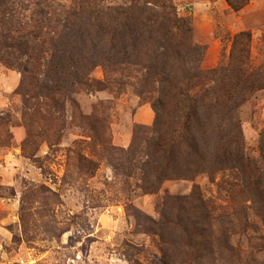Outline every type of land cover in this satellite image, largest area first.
<instances>
[{
  "label": "trees",
  "instance_id": "trees-1",
  "mask_svg": "<svg viewBox=\"0 0 264 264\" xmlns=\"http://www.w3.org/2000/svg\"><path fill=\"white\" fill-rule=\"evenodd\" d=\"M175 1L0 0V63L20 73L23 146L38 136L56 143L69 107L85 138L69 154L92 172L93 158L105 155L115 175L125 185L134 179L144 194L165 181L225 173L234 182L223 211L193 184L185 195L163 197L158 220L141 216L158 240L154 264H264V131L253 155L239 119L241 105L264 89V63L251 65V33L243 30L224 35L225 61L202 69L205 48L193 42ZM224 1L234 12L249 2ZM96 67L119 75L117 90L134 78L155 93L153 123L137 128L127 149L112 145L104 118L83 115L72 97L107 89L90 78Z\"/></svg>",
  "mask_w": 264,
  "mask_h": 264
},
{
  "label": "rangeland",
  "instance_id": "rangeland-1",
  "mask_svg": "<svg viewBox=\"0 0 264 264\" xmlns=\"http://www.w3.org/2000/svg\"><path fill=\"white\" fill-rule=\"evenodd\" d=\"M175 4L179 16L190 20L193 42L205 48L202 69L225 61L230 43L224 35L243 30L251 33V65L264 63V0H249L237 12L224 0ZM118 77L96 67L90 78L106 83L107 89L79 91L72 97L83 115L96 112L104 118L112 145L127 149L137 128L151 127L155 93H148L149 85L134 78L117 90ZM19 80L17 70L0 63V264H154L159 259L158 240L144 232L141 216L158 220L165 195H185L197 184L217 211L228 207L234 181L225 173L212 181L205 175L193 181H165L159 192L144 194L134 179L125 185L105 155L93 158L98 165L92 172L69 154L73 142L85 139L71 121L69 107L56 143L49 146L45 137L38 136L32 139L35 145L24 147L23 106L15 93ZM239 119L254 155L259 132L264 131V89L241 105Z\"/></svg>",
  "mask_w": 264,
  "mask_h": 264
}]
</instances>
